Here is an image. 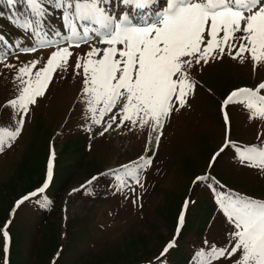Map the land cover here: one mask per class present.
<instances>
[{"label": "rangeland", "instance_id": "374dc122", "mask_svg": "<svg viewBox=\"0 0 264 264\" xmlns=\"http://www.w3.org/2000/svg\"><path fill=\"white\" fill-rule=\"evenodd\" d=\"M156 6L155 12L163 9L166 1L159 0ZM107 9L117 15L128 11H111L110 6ZM61 17L53 19L61 26V35L65 31L68 36ZM15 34L0 32L4 40L0 55V127L9 131L16 128L22 114L6 106L21 87L16 78L18 69L37 60L34 73L45 66L56 47L67 46L61 40L52 47L23 52L21 47H32L40 38L25 31L17 32V37ZM92 39L94 45L88 40L70 49L73 55L67 67L52 73L44 95L28 106L20 134L0 145V229L11 220L8 264H145L158 256L161 244L170 236L179 201L187 192L190 205L184 224L164 261L201 264L204 256L200 253H207L213 245L230 250L234 227L217 200L230 193L264 201V169L249 167L236 155L246 145H264V119H249L243 105L229 104V123L224 125L220 104L234 89L254 88L264 82V73L253 70L247 54L243 63L228 55L206 64L194 63L188 71L195 87L187 97L188 103L173 110L165 127L159 129L161 146L149 171L145 165L137 166L139 158L133 164L146 177L130 176L139 183L123 187L112 169L142 153L145 147L154 152L158 144L152 137L158 132L152 131L145 143L144 130L149 126L128 121L120 125L119 108L113 113L116 119L111 127L113 115L109 113L103 116H107L106 123L92 122L93 114L87 111L82 92V69H75L77 56L83 57L92 46L106 47L98 38ZM82 128L93 141L83 136ZM102 136L105 137L98 140ZM226 138L231 141L227 146ZM221 142L224 151H220L214 165L208 166V155ZM50 156L52 179L43 192H38L46 178ZM202 171L210 173L221 186L210 183L204 187L201 180L187 190L195 174ZM84 181L93 183L82 187L85 191L79 190ZM33 192L36 195L29 196ZM25 196L29 199L22 200ZM4 258V238L0 234V264H5ZM237 259L239 253L208 260L207 264H235Z\"/></svg>", "mask_w": 264, "mask_h": 264}, {"label": "snow or ice", "instance_id": "6c2138e0", "mask_svg": "<svg viewBox=\"0 0 264 264\" xmlns=\"http://www.w3.org/2000/svg\"><path fill=\"white\" fill-rule=\"evenodd\" d=\"M17 2L6 0L9 6ZM158 2L121 0L124 6L141 13V23L138 24L127 12L119 15L110 12L106 7L108 0H56V7L63 9L64 26L70 33L63 37L67 46L56 47L48 56L45 66L34 73L33 69L39 63L37 60L18 69L16 78L21 87L18 95L8 100L6 106L22 114L14 130L0 127V145L5 144L8 138L15 139L20 134L28 106L36 103V97L44 95L52 73L67 67L73 55L70 49L78 48L81 42H87L93 37L98 38L99 43L106 47L101 49L92 46L83 57L77 56L75 69H82V92L87 111L93 114L92 122L95 124L101 123V119L96 116L97 112L103 117L105 113L119 108L120 125L128 121L133 125L139 123L141 126H150L154 131L158 130L173 110L178 111L188 103L187 97L195 87L188 70L194 63L200 64L203 61L206 64L210 59L223 58L225 55L243 63L247 54L253 70L264 64V0H166L163 9L150 13L149 9ZM24 3L30 10V18L23 21L16 19L14 22L25 32L40 39L32 47H21L20 50L35 52L37 47L60 44L59 32L52 33V38H49V33L44 30L43 18L47 9L43 0H24ZM261 90H264V82L254 88L234 89L222 102V111L229 104H241L249 112V119H264V94H261ZM115 119L113 116L112 120ZM224 121L228 125L227 112H224ZM159 140L160 136L157 135V144ZM230 143L226 138V146ZM220 151H224V148ZM219 154L213 156L210 166ZM236 155L241 163L264 169V145H246ZM151 164V159L141 156L137 166L142 168ZM121 168L127 170L128 176L135 175L129 165H122ZM51 179L50 156L46 181L37 191L43 192ZM207 179H210L207 175L196 177V181ZM123 183L121 179V186ZM34 195L36 192L29 194ZM29 196L22 200L29 199ZM138 199H134L133 204ZM22 200L17 201V206ZM217 202L234 227L230 234L231 248L211 246L207 253H200L204 256L201 264L225 256L231 258L238 253L239 259L235 264H264V201L225 193ZM188 203L186 200L178 217L177 235L184 222V210ZM10 223L11 220L7 221L3 229H0L4 238L5 264H8ZM175 243L174 236L165 245L161 257Z\"/></svg>", "mask_w": 264, "mask_h": 264}, {"label": "trees", "instance_id": "16d2710c", "mask_svg": "<svg viewBox=\"0 0 264 264\" xmlns=\"http://www.w3.org/2000/svg\"><path fill=\"white\" fill-rule=\"evenodd\" d=\"M47 1L48 3L46 0H43V3L47 9L46 12H49L52 9L49 8L50 0ZM9 17H12V19L10 20ZM25 18H30V10L27 8L24 0H18L13 6H9L6 0H0V31L14 32L16 30L15 28H19L14 21L16 19L23 21Z\"/></svg>", "mask_w": 264, "mask_h": 264}]
</instances>
